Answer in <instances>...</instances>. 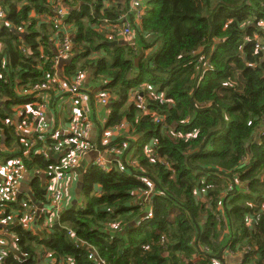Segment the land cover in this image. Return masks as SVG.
Returning <instances> with one entry per match:
<instances>
[{"label": "trees", "instance_id": "obj_1", "mask_svg": "<svg viewBox=\"0 0 264 264\" xmlns=\"http://www.w3.org/2000/svg\"><path fill=\"white\" fill-rule=\"evenodd\" d=\"M133 1L0 0V160L22 164L31 176L29 189L0 207L7 224L0 264H46L47 255L48 264H222L228 253L264 264V50L255 39L264 40V0H137L142 17ZM59 8L68 10L73 45V57L58 66L62 79L70 87L86 71L88 88H102L108 118L93 119L97 149L124 152L113 151L110 172L91 165L75 201L70 191L65 218L44 225L48 183L64 156L43 153L75 149L73 136L44 132L37 127L45 120L28 115L20 126L35 130L19 137L12 118L24 104L37 110L33 88L55 77L64 36L48 18ZM125 15L140 52L150 55L119 32H109L118 42L110 46L105 33L124 27ZM137 94L149 113L137 108ZM56 98L42 105L49 111ZM121 125L104 145L102 132ZM32 140L33 148L25 145ZM174 210L180 214L171 221ZM148 212L152 219L133 223ZM33 213L43 224L38 233L23 224ZM6 234L18 238L15 248Z\"/></svg>", "mask_w": 264, "mask_h": 264}, {"label": "built area", "instance_id": "obj_2", "mask_svg": "<svg viewBox=\"0 0 264 264\" xmlns=\"http://www.w3.org/2000/svg\"><path fill=\"white\" fill-rule=\"evenodd\" d=\"M132 9L137 12L136 15H138V17L140 15L142 17V12L140 11L141 5L137 0L133 1ZM64 18L65 12L63 10L56 11L55 16L53 17V23L55 25L57 34H61L64 36V40L59 46L55 68H57L60 65L61 61L66 59V57L73 52V45L71 41L72 38H70L69 36L70 27L64 23ZM3 20L4 13L3 10L0 9V26L3 23ZM122 20L125 23L124 27L115 25L111 26L110 30L111 33L119 32L120 34H122V38L125 41L126 38L130 35L132 38V31L128 17L125 15ZM21 30L22 29H18L19 32ZM255 39L257 40V44L263 45L262 49L264 50V40L262 38ZM81 77L82 76L74 79L71 82L72 85L70 87L65 85V81L54 78L52 80V84L35 86L32 93L36 97V99H41V103H38L36 101L33 102V106L37 108L36 113L38 114V116L40 113H42V115L44 116L46 105L43 106L42 103L47 99L45 92L48 90H53L55 93L58 92L60 94L62 93L63 95L69 94L70 97L73 98V102L76 104L79 103L80 105H84L86 102H88L86 95L81 91ZM54 84H58L59 87H53ZM133 97L135 99H139L137 102V108L147 111L145 113H149L148 110H146V103L143 99V96L137 94ZM98 102L105 105L108 102V98L103 96L98 100ZM25 107L31 106L27 104ZM87 112L88 114L84 112L82 116L81 114L78 115L75 121L71 124L72 127H70V131L68 132L73 136L72 142H68V144H74L75 149H70L69 152H67L66 155H64V157L60 159L59 165L53 169V176L49 181L47 188V192L49 194V204L44 208V210L46 209V211H44V225H53L65 218L66 212L68 210L67 205L69 202H71L70 187H68V182L70 180L68 177L70 173H75V171L79 169L78 167L80 163L84 160L89 150L93 148V145L90 143L93 123L89 111ZM42 115L40 117H42ZM15 117L16 116L14 115V118ZM40 120H42V118ZM32 126L33 124H24L23 126L18 127L17 135L19 137L32 136V130H35V127ZM123 126L124 125L115 127L113 129H106L105 132L108 140L114 137L115 134L119 133L124 128ZM25 143V145L29 144L31 148L35 146V140H32L30 142L26 141ZM60 144L66 145L65 143ZM49 150L52 153V150ZM100 153H102V151L99 150V158H97L96 162H98V164L104 169L107 167H109L107 169H111L110 164H106L105 160L100 159ZM26 174H28L26 168L22 164L18 165L16 161H9L6 164L2 163L0 165V207L6 205L10 201H13L15 198H18L20 196V194L22 193L21 185L23 183V180H25ZM3 213L4 210L0 208V217L4 215ZM35 216L36 213H33L32 216L23 219L24 226L30 229L32 225L36 224L37 222L35 220ZM8 227L13 228L14 226L12 225V223H10ZM115 229L119 230L118 227H116ZM13 241H18V238L14 236ZM3 259V255H0V263L3 262Z\"/></svg>", "mask_w": 264, "mask_h": 264}, {"label": "rangeland", "instance_id": "obj_3", "mask_svg": "<svg viewBox=\"0 0 264 264\" xmlns=\"http://www.w3.org/2000/svg\"><path fill=\"white\" fill-rule=\"evenodd\" d=\"M61 7V6H60ZM152 7L151 6H149L147 9L148 10H150ZM58 10H63L64 12H65V18H64V21L67 19V17H68V10H65V9H63V8H59V9H57L56 11H58ZM93 13H95V12H93ZM48 21H49V23L51 24H53V26L55 27V25H54V23H53V18H48ZM108 25V24H107ZM95 27H100V28H103L102 26H100V25H94ZM105 28V27H104ZM108 28H109V25H108ZM106 29V28H105ZM24 30V29H23ZM23 30H21L20 32H24ZM109 32H111L109 29H107V31H106V35L109 37V41L111 42V44L112 43H114V40H113V38H112V36L109 34ZM101 33H104V32H101ZM72 38V37H71ZM134 38H136V33H135V36H134ZM133 40H135V39H132L131 38V35L129 36V37H127L126 38V40H125V44L126 43H131L132 44V41ZM113 41V42H112ZM136 41V40H135ZM134 47V46H133ZM131 47L132 49H134V50H136L137 52H139L140 53V55L142 56L143 54L145 55V54H147V55H150L151 53H150V51H147V52H144V51H141L140 52V45L139 44H136V47ZM73 53V52H72ZM72 53H70L67 57H66V59H64V60H62L61 61V65H64V64H66L67 63V60H70V58H72L73 57V54ZM139 60V57L136 59V61H138ZM61 67V66H60ZM60 67H57V68H55V71L53 72V74L55 75V77H54V79H58V80H61V81H64L63 79H62V77H63V71H62V69L60 68ZM49 74H52V70L50 71V73ZM87 74H86V71H85V75L84 76H86ZM84 76H82L81 78H82V80H81V84L82 85H84V81H85V86H86V88H84V86H82V90L84 89L85 91H86V93H85V91H83V93L86 95V97L88 96L89 98H90V103H89V101L88 102H86L84 105H80L79 103H72V109H71V111H73V116H72V118H71V114H69V113H67V112H65L68 108L67 107H64L63 108V110L60 112V113H63L64 115H62V117H61V120H59V117L58 116H55V118L57 119V120H59V121H62V125H61V127H64L63 125L67 122V120L69 119V123H70V118L72 119V123L75 121V119L78 117V115L79 114H81V113H84V112H86V114H88V112L87 111H89V114H90V109H92V111H96V109H97V106H98V104L100 105V103L98 102V99L99 98H101L102 96H105V97H107V98H109L105 93H100V91L102 90V88L101 87H99V86H96L95 87V89H90V88H88L89 87V81L86 79V78H84ZM50 79V78H49ZM85 79V80H84ZM90 93H92V94H90ZM152 94V93H151ZM45 95L47 96V99H53V98H56V101H58L61 97H63V94L61 93H55V95H54V97H52V96H50L48 93H45ZM141 96V95H140ZM69 95L68 96H66V98H67V101L69 102ZM150 97H154V96H150ZM88 99V98H87ZM93 101V102H92ZM108 102H109V99H108ZM108 102H107V104H105V105H103V104H101L102 105V108H106V106L108 105ZM27 103V102H26ZM131 104V103H130ZM129 103H127V105L129 106L130 105ZM25 106L27 105V104H24ZM66 106H68V105H66ZM45 110L46 111H48V107H46L45 108ZM147 110V109H146ZM14 115L16 116V118H14V116H13V118H12V122L14 123V120H18V123H17V127H21L20 126V121H22V120H24V119H26V120H29V116L28 115H30L32 118L34 117V120H40L41 118L42 119H46V116H43L42 115V113H40L41 115H42V117H40L41 115L39 114V116H38V114L36 113L37 111L35 110V109H33V107H26V108H24L23 110L22 109H15L14 110ZM143 112H147V111H144L143 110ZM108 115V114H107ZM91 117V120H92V123H93V119H92V116H90ZM107 118H108V116L103 120V122L105 123V122H107ZM40 121H42V120H40ZM39 121V122H40ZM68 123V124H69ZM30 124H32V123H30ZM127 124V123H126ZM93 125H94V127H95V124L93 123ZM34 127V126H33ZM60 127V126H59ZM67 127H72V126H70V124H69V126H67ZM119 127V126H118ZM106 130H104L102 133H103V136H102V138H101V141H102V143L105 145V144H107V143H110V140H108V137H106V132H105ZM152 146V145H151ZM64 148V147H63ZM50 148H46L45 150H44V153H43V156L46 158V159H53V158H58L57 156H58V154L59 153H51L50 152V150H49ZM111 150H113L115 153H117V154H120V153H122L123 154V152H122V150L121 149H111ZM125 151H126V148H125ZM109 152H110V150H109ZM42 154V153H41ZM63 155H66V153H63L62 154V156ZM26 156H28V155H26ZM59 159V158H58ZM82 163V162H81ZM106 164H110V162H105ZM132 163H134V161H132ZM2 164V162H1V160H0V165ZM94 164V163H93ZM96 165H98L102 170H103V172H110L111 171V169H107V168H109V167H107V168H102L99 164H98V162H96L95 163ZM111 165V164H110ZM115 165V164H114ZM91 167V165L90 166H88L87 168L86 167H84L83 168V174L84 175H86L87 174V172L90 170L89 168ZM111 167V166H110ZM70 174H72V173H70ZM85 178V177H84ZM152 192V189H149L148 191H147V193L149 194L147 197H150L151 196V193ZM23 195V192L20 194V196H22ZM73 197V199L75 198V196L73 195L72 196ZM138 197H141V195H138ZM80 202H82V203H85V201H86V197H85V195H82L80 198ZM145 200V198L143 197V201ZM180 214V211L179 210H174L173 212H172V215H171V221H173V219L177 216V215H179ZM154 216L152 215V213L151 212H148V213H145V214H143V215H141L140 217H138L137 219H135L134 220V222L133 223H136L138 220H140V219H144V218H146V219H152ZM114 224V223H113ZM113 224H111V225H108V224H106L107 226H110V229L112 230V231H115L116 229V227L117 226H114L113 228L111 227ZM119 230H121V227H120V229ZM223 232V231H222ZM36 233H38L37 231H36ZM224 234H225V232H223ZM240 247H244V245L243 244H240ZM234 256H236V258H235V261L234 262H232V263H230L229 262V260L227 259L226 261H227V263L224 261V260H222V264H242V261H243V258H242V256H241V254L240 253H238L237 255H234ZM233 256V257H234ZM48 257V255L44 258V261H45V263L46 264H48V262H47V260H46V258ZM52 261V260H51ZM190 261V259H187V264H188V262ZM186 263V262H185ZM191 263H194V261L193 262H191Z\"/></svg>", "mask_w": 264, "mask_h": 264}, {"label": "crops", "instance_id": "obj_4", "mask_svg": "<svg viewBox=\"0 0 264 264\" xmlns=\"http://www.w3.org/2000/svg\"><path fill=\"white\" fill-rule=\"evenodd\" d=\"M56 45L58 46L59 43L57 42ZM132 46L136 47V41L135 40L132 41ZM67 61H69V60H67ZM84 78H86L89 81L90 80V74H87L86 76H84ZM84 84H85V81H84ZM91 89H93V87ZM72 103H74V102H73V98H71V97H69V102L67 101V98H61L60 101L53 103L51 110L49 109V111L47 113V116L45 119V124H43L41 127H37V128L42 129V131H44V132H47L48 130H51V129H58V132L61 133V135L67 134V132L70 131V127H67V126H69V124H68L69 119L63 125L64 127H61L62 121H59V120H61V117L64 114L60 113V112L63 110L64 107H67L68 109L65 112L71 114V118H72V116L74 114L73 111H71ZM66 105H68V106H66ZM55 116H58L59 120H57L55 118ZM90 116L93 117L92 119L96 118L97 120H102V121L107 117L105 108H102L101 104L100 105L98 104L96 111H92V109H90ZM71 118H70V120H71ZM17 123H18V120L17 119L14 120V124H17ZM53 126H56V127H53ZM98 136H99V130L95 126L92 129L91 139H90V143L93 145V148L89 150L88 154L86 155V157L84 158L82 163H80L78 168H80L82 164H85V167L87 168L88 166L93 165V163H96L97 158H99V155H98L99 150L97 149L98 148L97 147ZM102 136L103 135H101V138H102ZM66 152L67 151H65L63 153H66ZM63 153H59L57 157L58 158L63 157L64 156V155L62 156ZM114 153H113V151H111V152L102 151V153H100V159L105 160L106 162H110V164L112 165V163L114 161H116V159H117L116 158L117 156L115 157ZM30 178H31V176L29 175V173L25 175V180H23V183L21 185V191L22 192L27 191L29 189ZM68 178L70 180L68 182V187H70L71 195L75 196V198H74V201H75V199L79 196V194L77 192L79 189V183H80L79 176L77 173H73V174H70ZM6 225L7 224H5V221L0 222V227L3 230L6 229V227H5ZM42 225H38V222H37L36 224L32 225V227L30 229L39 232L43 229ZM6 237L10 240L9 245L12 248H15V243L13 241L14 236L6 234ZM233 256H234L233 254L228 253V260L230 263L235 261L236 256H234V257Z\"/></svg>", "mask_w": 264, "mask_h": 264}, {"label": "water", "instance_id": "obj_5", "mask_svg": "<svg viewBox=\"0 0 264 264\" xmlns=\"http://www.w3.org/2000/svg\"><path fill=\"white\" fill-rule=\"evenodd\" d=\"M118 42H114V43H112V44H110V46H114V45H116ZM68 62V61H67ZM85 167V164H82L81 165V167L78 169V170H76L75 171V173H77L78 174V176H79V180H80V183H79V189H78V194L80 195L81 194V189H82V186H83V182H84V174H83V168ZM16 254H18V256H20L19 255V253L16 251L15 252ZM98 261H99V259H98ZM100 262V261H99Z\"/></svg>", "mask_w": 264, "mask_h": 264}]
</instances>
